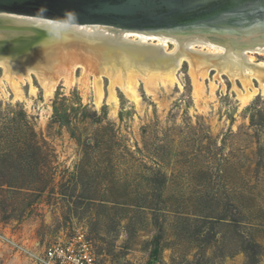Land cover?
<instances>
[{"label":"rangeland","instance_id":"1","mask_svg":"<svg viewBox=\"0 0 264 264\" xmlns=\"http://www.w3.org/2000/svg\"><path fill=\"white\" fill-rule=\"evenodd\" d=\"M213 75L196 90L183 62L172 85L139 80L136 101L115 84L116 103L106 75L98 96L79 69L47 94L3 79L0 264H36L77 229L123 264H264V91L240 104L223 75L211 96Z\"/></svg>","mask_w":264,"mask_h":264},{"label":"bare ground","instance_id":"2","mask_svg":"<svg viewBox=\"0 0 264 264\" xmlns=\"http://www.w3.org/2000/svg\"><path fill=\"white\" fill-rule=\"evenodd\" d=\"M0 21L24 26L26 30L23 32L29 34L32 33L28 29L31 27L54 30L35 34L30 41L51 37L54 41L52 44L57 46L48 50L43 47L42 50L46 51L26 61L0 52V68L3 71L0 82L5 79L15 91L20 90V82L26 80L30 83L34 75L45 93H51L60 80L66 85L71 84L79 69L86 80L93 77L98 96L102 92L100 78L106 75L110 85L109 100L117 101L113 91L116 84L136 101L139 80L146 85L152 82L172 85L183 62L187 63L194 88L199 91L203 89V78L214 71V81L211 80L209 84L211 96L217 85L215 81L224 87L223 75L231 82L240 104L247 103L249 98L264 91V62L255 61V54H264V40L258 38L242 40L230 37L223 41L219 36L118 33L93 25H68L17 15L0 16ZM0 38H3L2 34ZM169 44L172 45L170 49Z\"/></svg>","mask_w":264,"mask_h":264},{"label":"water","instance_id":"3","mask_svg":"<svg viewBox=\"0 0 264 264\" xmlns=\"http://www.w3.org/2000/svg\"><path fill=\"white\" fill-rule=\"evenodd\" d=\"M12 15L118 33L264 40V0H0V16ZM28 29L0 21V52L18 56L35 34L54 31Z\"/></svg>","mask_w":264,"mask_h":264},{"label":"built area","instance_id":"4","mask_svg":"<svg viewBox=\"0 0 264 264\" xmlns=\"http://www.w3.org/2000/svg\"><path fill=\"white\" fill-rule=\"evenodd\" d=\"M36 264H123L110 259L103 260L97 254L87 233L77 229L66 240H58L33 254Z\"/></svg>","mask_w":264,"mask_h":264}]
</instances>
